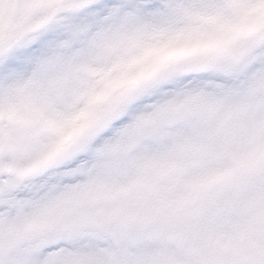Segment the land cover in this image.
Returning a JSON list of instances; mask_svg holds the SVG:
<instances>
[{
	"label": "snow or ice",
	"instance_id": "snow-or-ice-1",
	"mask_svg": "<svg viewBox=\"0 0 264 264\" xmlns=\"http://www.w3.org/2000/svg\"><path fill=\"white\" fill-rule=\"evenodd\" d=\"M0 264H264V0H0Z\"/></svg>",
	"mask_w": 264,
	"mask_h": 264
},
{
	"label": "rangeland",
	"instance_id": "rangeland-1",
	"mask_svg": "<svg viewBox=\"0 0 264 264\" xmlns=\"http://www.w3.org/2000/svg\"><path fill=\"white\" fill-rule=\"evenodd\" d=\"M132 65H128L127 67H117L116 69H114V71H119L121 73V77L123 78V76L131 70ZM143 72L138 73V75H142ZM123 79H121L120 81H113L108 79L107 77L104 78V86L105 87H110L113 85H118L119 83H122Z\"/></svg>",
	"mask_w": 264,
	"mask_h": 264
}]
</instances>
